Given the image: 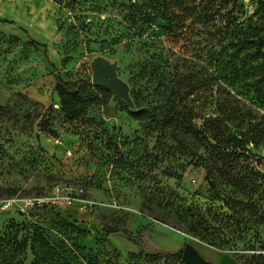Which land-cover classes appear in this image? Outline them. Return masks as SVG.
I'll use <instances>...</instances> for the list:
<instances>
[{
  "label": "rangeland",
  "instance_id": "374dc122",
  "mask_svg": "<svg viewBox=\"0 0 264 264\" xmlns=\"http://www.w3.org/2000/svg\"><path fill=\"white\" fill-rule=\"evenodd\" d=\"M263 1L168 0L162 14L155 0H0V197L70 186L86 201L0 212V235L44 239L23 264H185L187 243L216 264H264L249 251L264 246ZM98 59L129 101L93 84ZM56 76L83 81L78 119L55 107ZM146 109L247 140L210 175L227 203L208 183L219 151L186 154ZM243 172L256 193L226 178Z\"/></svg>",
  "mask_w": 264,
  "mask_h": 264
},
{
  "label": "trees",
  "instance_id": "16d2710c",
  "mask_svg": "<svg viewBox=\"0 0 264 264\" xmlns=\"http://www.w3.org/2000/svg\"><path fill=\"white\" fill-rule=\"evenodd\" d=\"M155 1L159 11L162 14L168 11V0ZM232 1L237 3L239 0ZM262 7L264 8V1L262 3ZM38 44L47 50V44ZM52 67L56 68L55 64H52ZM82 85V80L71 82L61 78L60 76L55 77L54 91L59 95L61 101V105H58L59 107L62 106L63 113L70 120L78 119L83 115L84 108L80 102V94L83 87ZM135 114L137 116L146 115L150 117L157 126L160 125L162 127L169 128L174 139L179 141L180 144L184 145L186 154H193L201 144L205 143L211 145L213 151L218 150L219 153L214 158L215 162H212L214 168L208 172V183L210 185V192L213 193L215 199L227 203V199L224 198L223 195L217 190V184L212 182L210 175L213 173V169L217 168L215 166L218 165L219 161L227 159V149H233V151L234 149L243 150L247 140L244 138L239 139L237 136L227 133L217 124V120L215 119H210L202 126H197V124H195L191 118L185 115L183 116L180 113L172 110L166 111L161 117H158L156 110L154 109L140 110L135 112ZM180 128L184 129V138L179 133ZM188 133L193 134L198 145L188 141L186 136ZM212 141L215 143L212 144ZM248 177V172H243L242 174L233 176L230 175L226 178L233 182L238 187V189H246L252 185L251 189H253V191L256 193L260 189L261 184L250 182ZM230 208L233 209V207ZM23 228L24 226L14 225L12 230L0 235V264H23V260L19 259V257L27 251L30 245V239L31 241H35V239L39 238L44 243V239H42L41 236L37 237V232L34 233L33 238H30L28 234L21 235V232L24 230ZM30 247L31 249L34 248L33 245ZM262 247L250 248L249 251L264 249ZM254 256H258L264 261V256L262 254L254 253Z\"/></svg>",
  "mask_w": 264,
  "mask_h": 264
},
{
  "label": "built area",
  "instance_id": "2783aa9c",
  "mask_svg": "<svg viewBox=\"0 0 264 264\" xmlns=\"http://www.w3.org/2000/svg\"><path fill=\"white\" fill-rule=\"evenodd\" d=\"M55 107H59V105L55 104ZM77 202L82 207L86 205V201L80 198L78 192L74 193L72 187L56 186L52 192L44 195L0 197V212H16L30 217L34 212L44 207L66 210ZM251 252L264 256V249Z\"/></svg>",
  "mask_w": 264,
  "mask_h": 264
},
{
  "label": "water",
  "instance_id": "95a60500",
  "mask_svg": "<svg viewBox=\"0 0 264 264\" xmlns=\"http://www.w3.org/2000/svg\"><path fill=\"white\" fill-rule=\"evenodd\" d=\"M93 67V84L104 87L114 94V99L129 101V85L119 77L117 64L109 63L102 59L95 60ZM182 261L185 264H216L204 257L191 243H187L182 253Z\"/></svg>",
  "mask_w": 264,
  "mask_h": 264
},
{
  "label": "crops",
  "instance_id": "0c3cea01",
  "mask_svg": "<svg viewBox=\"0 0 264 264\" xmlns=\"http://www.w3.org/2000/svg\"><path fill=\"white\" fill-rule=\"evenodd\" d=\"M36 40V39H35ZM37 41V40H36ZM39 42V41H38ZM41 43V42H40ZM42 44V43H41ZM47 44V43H46Z\"/></svg>",
  "mask_w": 264,
  "mask_h": 264
}]
</instances>
